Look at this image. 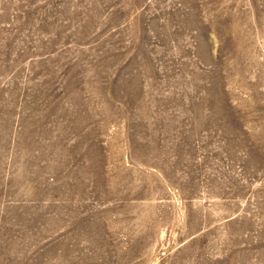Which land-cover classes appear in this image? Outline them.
<instances>
[{"label": "rangeland", "instance_id": "rangeland-1", "mask_svg": "<svg viewBox=\"0 0 264 264\" xmlns=\"http://www.w3.org/2000/svg\"><path fill=\"white\" fill-rule=\"evenodd\" d=\"M0 264H264V0H0Z\"/></svg>", "mask_w": 264, "mask_h": 264}]
</instances>
